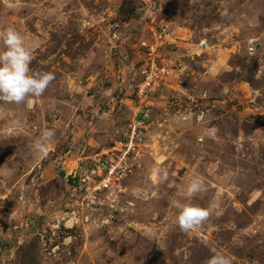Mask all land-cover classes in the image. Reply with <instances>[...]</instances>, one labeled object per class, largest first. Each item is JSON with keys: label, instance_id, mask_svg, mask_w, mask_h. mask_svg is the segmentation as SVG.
Wrapping results in <instances>:
<instances>
[{"label": "rangeland", "instance_id": "1", "mask_svg": "<svg viewBox=\"0 0 264 264\" xmlns=\"http://www.w3.org/2000/svg\"><path fill=\"white\" fill-rule=\"evenodd\" d=\"M9 26L55 79L0 101V264H264V0H0ZM150 46L174 75L139 100ZM45 128L49 155L34 159ZM129 144L114 207L70 228L71 176ZM194 176L207 191L191 203L212 214L185 233L171 201L188 202Z\"/></svg>", "mask_w": 264, "mask_h": 264}, {"label": "clouds", "instance_id": "2", "mask_svg": "<svg viewBox=\"0 0 264 264\" xmlns=\"http://www.w3.org/2000/svg\"><path fill=\"white\" fill-rule=\"evenodd\" d=\"M32 60V50L26 46L25 38L19 31L12 26L0 30V101L22 104L45 93L55 76L52 72L33 70L30 67ZM55 135L54 128L40 131L39 137L29 145L34 159L47 158ZM153 171L161 183L169 179L166 169L157 168ZM184 191L188 202L172 200L171 204L178 210V227L182 232L188 233L202 226L212 214V210L191 203V198L207 191L206 181L202 176L190 179ZM205 264H233V261L230 256L216 252Z\"/></svg>", "mask_w": 264, "mask_h": 264}, {"label": "built area", "instance_id": "3", "mask_svg": "<svg viewBox=\"0 0 264 264\" xmlns=\"http://www.w3.org/2000/svg\"><path fill=\"white\" fill-rule=\"evenodd\" d=\"M150 59L141 67V82L135 86L134 93L139 100L147 98L156 88L164 84L174 75V70L168 64L158 63L157 56L152 55L157 48L148 47ZM142 120V118H140ZM139 120V119H138ZM137 126L144 127V120L137 121ZM133 129L131 137L138 139L142 132ZM132 139V140H133ZM133 143V141H131ZM130 144L125 151L118 153L107 151L97 155L89 167L82 168L79 173L71 176L69 186V207L72 211L67 214V224L70 228L83 222H94L92 213L99 212L104 207H114L123 192V180L132 172L129 160ZM116 149V148H115ZM105 223V221H104ZM107 223V222H106Z\"/></svg>", "mask_w": 264, "mask_h": 264}, {"label": "water", "instance_id": "4", "mask_svg": "<svg viewBox=\"0 0 264 264\" xmlns=\"http://www.w3.org/2000/svg\"><path fill=\"white\" fill-rule=\"evenodd\" d=\"M138 119H139V117L136 118V120H138Z\"/></svg>", "mask_w": 264, "mask_h": 264}]
</instances>
